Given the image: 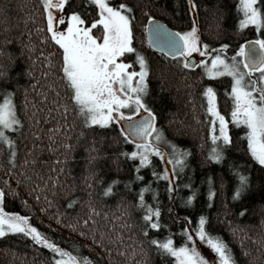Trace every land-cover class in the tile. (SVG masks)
<instances>
[{
  "label": "trees",
  "instance_id": "16d2710c",
  "mask_svg": "<svg viewBox=\"0 0 264 264\" xmlns=\"http://www.w3.org/2000/svg\"><path fill=\"white\" fill-rule=\"evenodd\" d=\"M111 2H127L133 9V46L150 69L145 101L165 138L160 142L163 157L153 153L150 164L137 170L138 159L123 155L135 145L120 135L119 124H84L60 79L61 53L44 30L40 0H0V102L10 93L21 120L6 130L17 147L14 160L9 162L8 146L0 143V189L7 193L0 206L28 216L49 239L92 264H170L173 258L162 256L150 240L171 235L178 246L181 229H195L201 215L207 228L228 244L236 264H264V166L248 152L244 127L229 116V77L201 75L197 66L183 68L180 57L147 43L144 25L148 16L175 31H187L195 22L208 50L227 44L224 50L232 54L245 39L261 38L264 27H239L240 0ZM258 5L264 7L261 0ZM61 11H77L87 23L98 18L92 0H66ZM93 32L102 36L100 26ZM202 85L216 91L227 121L231 143L220 144V161L208 159L214 145ZM172 144L187 150L183 168L167 163ZM165 169L167 177L152 174ZM240 175L248 184L234 198ZM113 180L112 191L103 195ZM145 185L146 205L160 209L153 219L161 223L147 236L140 219L145 209L136 206L138 190ZM52 255L23 234L0 237V264H50Z\"/></svg>",
  "mask_w": 264,
  "mask_h": 264
},
{
  "label": "snow or ice",
  "instance_id": "6c2138e0",
  "mask_svg": "<svg viewBox=\"0 0 264 264\" xmlns=\"http://www.w3.org/2000/svg\"><path fill=\"white\" fill-rule=\"evenodd\" d=\"M40 3L41 15L46 22L44 30L61 53L60 79L77 114L83 117V123L100 126L112 122L119 124L120 135L135 145L134 150L123 155L130 159H138V164L135 165L137 170L150 164L153 153L163 157L160 142H164L165 138L162 130L156 126V114L145 101L148 91L146 78L150 69L144 55L133 46L135 37L132 7L127 2L114 6L111 0H92L93 6L98 9V18H93L87 23L77 11H71L67 15L61 11L66 0H40ZM261 4L264 5V0H261ZM192 7L195 5L192 4ZM238 8L243 13V19L239 20L241 29L246 25L264 27V7L258 5V0H240ZM147 19L152 21L153 17L148 16ZM65 22L66 27L62 30L57 27ZM97 26L102 28L101 37L93 34V29ZM144 31L149 33L148 42L153 47L159 48L161 52L167 49L166 55L183 57V68L196 67L191 62V56L193 53H200L203 57L199 61L203 69L201 75L214 78L226 74L231 77L229 95L233 100L232 120L246 126L247 150L254 160L264 165V33L261 38L239 43L235 53L228 58L222 51L228 48L227 44H221L215 53L208 51L209 45L201 42L195 22L187 31H169L155 23L151 26L144 25ZM127 54H134V60L126 62ZM208 59L210 63H206ZM135 64L139 65V70H129L130 66ZM202 88V95L207 99L206 111L212 118L209 136L214 146L209 151L208 159L220 161L223 158L220 144L231 143L227 121L217 110V93L213 87L202 85ZM216 121H219L218 134L215 131ZM20 124L21 120L11 94L5 93L3 101L0 102V143L8 146L9 162L16 157L17 147L6 130ZM171 149L169 153L171 159L167 160V163L172 164L174 169L183 168L187 150L180 149L175 144L171 145ZM152 174L167 177V169ZM239 181L240 186L233 193L234 198H239L248 184L244 175L239 176ZM115 183L116 180L111 181L102 194L108 195ZM146 190H149L148 185L139 188L136 202L137 207L145 209L144 215L140 218L141 230L145 236L149 234L150 229L161 228L160 221L153 219V216H160V209L146 205L144 199ZM6 195L7 193L0 189V201ZM208 195L209 198L212 197L211 190ZM155 198L153 193V199ZM192 199L191 195L187 197L188 202ZM243 211L241 210V214ZM181 232L184 242L179 246L174 244L171 235L150 240L162 256L173 258L170 264H209L197 243L193 242L194 236L190 234L191 232H194L195 237L215 254L217 264H236L228 244L207 228L205 216L199 217L195 229L183 227ZM8 233L23 234L30 237L34 244L49 249L53 254L50 264H92L88 257L73 255L66 248L53 242L29 222L28 216L6 212L0 207V237Z\"/></svg>",
  "mask_w": 264,
  "mask_h": 264
},
{
  "label": "rangeland",
  "instance_id": "374dc122",
  "mask_svg": "<svg viewBox=\"0 0 264 264\" xmlns=\"http://www.w3.org/2000/svg\"><path fill=\"white\" fill-rule=\"evenodd\" d=\"M70 14V12H69ZM240 18L243 19V13L241 11V14H240ZM252 27H256L254 25H251ZM57 27L59 29H63L64 27H66V22L63 23V24H60V25H57ZM94 34V32H93ZM95 35V34H94ZM97 36V35H96ZM98 37V36H97ZM257 39V38H254V40ZM247 39L244 40V42L246 41ZM138 50V49H136ZM217 49H212V50H208L209 52H212V53H215ZM140 51V50H138ZM224 53H226L227 57L230 58L233 54L230 52V51H226V50H223ZM164 53V52H162ZM165 54V53H164ZM170 55V54H169ZM130 57L134 58V54H127L126 55V62L127 61H130ZM181 58V61H183V57H180ZM203 57L200 55V53H193L192 56H191V62L194 63L198 68H200L201 70H203L200 65H199V61L200 59H202ZM134 60V59H133ZM206 63H210V59L206 60ZM139 70V65L138 64H135V65H131L130 66V69L129 70ZM226 75V74H225ZM255 75V74H254ZM224 76V75H222ZM221 77V76H220ZM229 77V76H228ZM213 78V77H212ZM229 80L231 81V77H229ZM230 81H229V84H230ZM231 91V87L229 85L228 89L225 90V94L227 95L229 101H228V105H230V110H229V116H231V111H232V107H233V100H232V97L229 95ZM216 105H217V110L219 111V106H218V96H217V101H216ZM204 107H205V111L207 109V99L204 97ZM220 112V111H219ZM221 114V112H220ZM222 115V114H221ZM206 117L208 118V128L212 125V118H211V115L209 113H207L206 111ZM231 120H232V117H231ZM235 123V122H234ZM237 125V123H235ZM238 125H241L242 127H244V130H245V134L247 132V128L245 125H242V124H238ZM215 131L216 133L218 134L219 132V121H216V124H215ZM246 137V135H244ZM210 137V136H209ZM246 143H247V138H246ZM167 166V165H166ZM264 166V165H263ZM168 167V166H167ZM166 167V168H167ZM1 207V206H0ZM194 229V228H192ZM190 234H193L194 236V241L195 243H197L198 247H199V250L201 251V254L204 255L206 257V259L209 260V264H217L216 262V259H215V254L211 252L210 248L204 244L202 241L199 240L198 237H195L194 235V232H191ZM184 242V240L182 241V243ZM179 246V245H178Z\"/></svg>",
  "mask_w": 264,
  "mask_h": 264
},
{
  "label": "water",
  "instance_id": "95a60500",
  "mask_svg": "<svg viewBox=\"0 0 264 264\" xmlns=\"http://www.w3.org/2000/svg\"><path fill=\"white\" fill-rule=\"evenodd\" d=\"M147 23V25H149V26H151L153 23H155V24H159V25H162V26H164L167 30H169V31H175L172 27H170L168 24H166L164 21H162L161 19H159V18H153V20L152 21H150V20H148L147 19V21H146ZM146 33V39H147V43L153 48V49H155V50H159V48H156V47H153L148 41H149V39H150V35H149V33L148 32H145ZM252 40H254V39H247L246 41H252ZM160 51V50H159ZM167 52V49H165V52L164 53H166ZM169 55V54H168ZM171 55V54H170Z\"/></svg>",
  "mask_w": 264,
  "mask_h": 264
}]
</instances>
